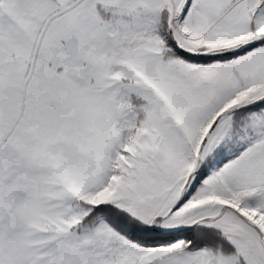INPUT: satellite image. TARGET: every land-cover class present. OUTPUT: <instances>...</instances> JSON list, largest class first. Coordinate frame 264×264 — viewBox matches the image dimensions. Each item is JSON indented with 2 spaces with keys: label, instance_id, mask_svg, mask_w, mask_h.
Segmentation results:
<instances>
[{
  "label": "snow or ice",
  "instance_id": "1",
  "mask_svg": "<svg viewBox=\"0 0 264 264\" xmlns=\"http://www.w3.org/2000/svg\"><path fill=\"white\" fill-rule=\"evenodd\" d=\"M0 264H264V0H0Z\"/></svg>",
  "mask_w": 264,
  "mask_h": 264
}]
</instances>
